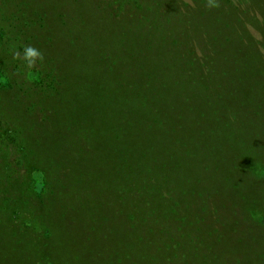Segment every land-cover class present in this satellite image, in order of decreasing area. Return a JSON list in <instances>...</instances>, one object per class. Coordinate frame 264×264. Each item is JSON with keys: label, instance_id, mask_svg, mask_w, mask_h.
I'll return each instance as SVG.
<instances>
[{"label": "rangeland", "instance_id": "rangeland-1", "mask_svg": "<svg viewBox=\"0 0 264 264\" xmlns=\"http://www.w3.org/2000/svg\"><path fill=\"white\" fill-rule=\"evenodd\" d=\"M217 2L0 0V264H264V0Z\"/></svg>", "mask_w": 264, "mask_h": 264}, {"label": "clouds", "instance_id": "clouds-1", "mask_svg": "<svg viewBox=\"0 0 264 264\" xmlns=\"http://www.w3.org/2000/svg\"><path fill=\"white\" fill-rule=\"evenodd\" d=\"M206 7L218 8L219 3L217 0H207ZM13 59L22 60L24 67L27 69V76L30 80L36 79V69L38 64H43L45 60L44 53L33 45H24L23 54L19 51L14 52ZM7 83V79L0 76V84Z\"/></svg>", "mask_w": 264, "mask_h": 264}, {"label": "trees", "instance_id": "trees-1", "mask_svg": "<svg viewBox=\"0 0 264 264\" xmlns=\"http://www.w3.org/2000/svg\"><path fill=\"white\" fill-rule=\"evenodd\" d=\"M0 76H3L2 75V73L0 72ZM4 77V76H3ZM0 85H3V84H0ZM155 110H156V112H157V114H158V117L160 116V112L162 111V109H160V108H154Z\"/></svg>", "mask_w": 264, "mask_h": 264}]
</instances>
